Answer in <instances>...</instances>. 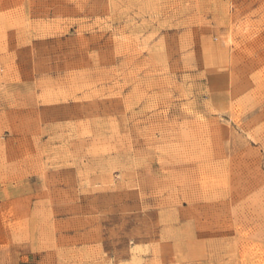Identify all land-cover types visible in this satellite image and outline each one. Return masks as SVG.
<instances>
[{
    "label": "rangeland",
    "instance_id": "rangeland-1",
    "mask_svg": "<svg viewBox=\"0 0 264 264\" xmlns=\"http://www.w3.org/2000/svg\"><path fill=\"white\" fill-rule=\"evenodd\" d=\"M0 264H264V0H0Z\"/></svg>",
    "mask_w": 264,
    "mask_h": 264
}]
</instances>
